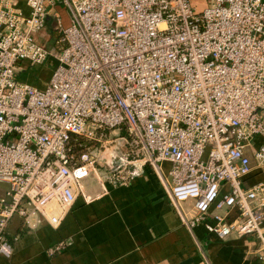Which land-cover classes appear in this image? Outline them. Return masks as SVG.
<instances>
[{
  "label": "built area",
  "instance_id": "2783aa9c",
  "mask_svg": "<svg viewBox=\"0 0 264 264\" xmlns=\"http://www.w3.org/2000/svg\"><path fill=\"white\" fill-rule=\"evenodd\" d=\"M13 1L0 0V256L14 216L57 227L90 201L87 179L127 186L147 165L188 232L252 236L264 264V0H27V15ZM56 5L69 24L54 14L47 40ZM46 62L43 87L18 78ZM258 137L263 178L247 187Z\"/></svg>",
  "mask_w": 264,
  "mask_h": 264
},
{
  "label": "crops",
  "instance_id": "0c3cea01",
  "mask_svg": "<svg viewBox=\"0 0 264 264\" xmlns=\"http://www.w3.org/2000/svg\"><path fill=\"white\" fill-rule=\"evenodd\" d=\"M26 1L14 0L12 7L27 15ZM48 12L42 33L47 40L58 33L54 14L63 27L69 24L65 7H48ZM29 70L33 73L36 69L23 68L18 74L22 82ZM46 82L33 86L41 88ZM261 142L258 137L247 149L252 170L243 178L244 186H253L263 178L252 157ZM168 169L167 163L162 164L165 177ZM103 187L95 179H87L84 188L90 201L77 197L57 227L46 221L26 227L21 218H11L5 234L13 250L9 258L0 256V264H262L257 260L259 242L252 236L221 240L202 226L188 232L147 165L136 169L127 186ZM6 189L0 183V196ZM50 212L59 213L56 208ZM61 242L65 249L49 255L48 249Z\"/></svg>",
  "mask_w": 264,
  "mask_h": 264
},
{
  "label": "rangeland",
  "instance_id": "374dc122",
  "mask_svg": "<svg viewBox=\"0 0 264 264\" xmlns=\"http://www.w3.org/2000/svg\"><path fill=\"white\" fill-rule=\"evenodd\" d=\"M189 3L193 9L196 11H201L202 9L206 8L208 4L203 0H189ZM58 48V46L56 47ZM23 68L30 69L32 68L29 66L28 63L21 64V71H23ZM51 64L49 62L44 63L43 65L36 66V70L32 73L31 70L28 71L27 77L23 79L24 82H28L32 85H38L37 83L46 82L51 74ZM23 73V72H22ZM35 76V77H34ZM21 81V80H20ZM108 151L106 154L102 155L103 157L109 156ZM98 168V167H97ZM101 171V169H99Z\"/></svg>",
  "mask_w": 264,
  "mask_h": 264
}]
</instances>
